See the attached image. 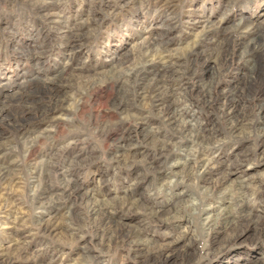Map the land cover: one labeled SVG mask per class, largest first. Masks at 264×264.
Here are the masks:
<instances>
[{
	"label": "rangeland",
	"instance_id": "1",
	"mask_svg": "<svg viewBox=\"0 0 264 264\" xmlns=\"http://www.w3.org/2000/svg\"><path fill=\"white\" fill-rule=\"evenodd\" d=\"M47 15H51L55 25L46 22ZM90 17L94 18L95 23L77 28L78 23H83ZM242 18L250 22L263 21L264 0H0V105H5L9 115L16 116L23 112L25 117H30L28 110L23 111L14 106L9 97L19 90H32L41 82L29 81V78H52L62 69L67 83L54 89L58 96L65 95L68 98L66 106L56 118L41 123L37 128L38 132L24 143L9 131L8 126L0 124L1 143L7 146L0 149V164L8 165L10 176L16 182L10 185L0 184V247L2 246L3 251L9 250V258L13 256L14 249L25 251L13 264H79L84 261L82 257L89 256H95V260L88 264H135L129 256L131 253L124 247L105 251L94 245L97 239L94 230L87 229L82 224L76 227V223L71 222L75 231L65 230L62 236L56 238L42 235L34 226V218L42 216L46 219L45 215L49 211H39L41 209L29 203L32 184L28 165H33V162L36 165H47L52 172L42 185L45 189L50 188V192L61 191V181L69 179L80 187L82 194L93 191L96 199L134 197L136 192L144 191L146 205L155 210L164 211L171 203H178L185 222L182 218L175 228L168 225L166 218L153 219L142 212H117L113 217L120 223L141 222V235L155 244L174 241V254L186 250L197 257L195 263L190 264H197L198 261V264H259L260 258L264 257V239L248 229H245V235L240 239L235 235L230 237L222 234L223 231L219 232L213 239L215 248L220 245V251L214 259L201 260L208 249L209 237L201 232L200 220L192 211L190 203L198 202L202 208L206 202L220 206L225 204L224 200H218L215 196L200 201V194L195 195L193 185L187 186V183L184 184L186 188L164 187L159 191L158 185L170 179L156 180V177L169 174V169L158 167L155 172L142 171L141 164L145 163L141 158L144 152L151 155L150 147L138 145L139 156L134 161L127 159L126 163H117L111 160L115 153L125 150L116 149L115 144L107 142L98 133L99 126L107 122L115 133H120L122 128L133 131L136 126L118 114L105 115L109 109L106 101L108 96L118 99L113 91L97 84L92 91L86 92L75 85L83 80L96 81L102 78V73L115 66L118 70V62L131 60L133 53L147 36L144 31H150L166 19L167 23L169 21L174 26L169 34H165L168 49L179 53L196 39L204 19L216 25L222 20L225 27H230ZM71 28L72 31L67 30ZM213 30L214 33L211 32L208 37L213 38L212 41L205 44L208 47L206 56L213 51L215 40L220 39L221 29ZM59 32H64L66 38L60 39ZM77 33L80 34L79 40L73 37ZM153 34H162V30H153L151 35L154 36ZM37 41L43 43V63L33 66L22 51L24 46H36ZM78 42L83 43L82 47L77 48ZM160 54L162 56L163 52ZM164 58L168 59V55H164ZM200 69L203 79L210 80L215 72L213 59L201 62ZM243 75L242 64L241 68L228 70L221 80L225 88L234 86L238 89L239 99H243L242 93H245ZM249 104L252 108L256 107L255 101ZM242 109L246 116V120L241 123L243 133L231 135L226 134L227 125L218 112L197 107L191 108L190 112L195 111L192 115L195 124L205 129V134L210 138L214 137L212 130L218 131L217 144L204 147L201 153L203 151L207 158L212 157L213 163L221 164L218 167L234 163L240 168L226 177L227 180L218 188L217 195H221L233 181L246 179L252 187L260 190L246 196L245 205L264 227V136L253 130L260 122L257 117L258 108L251 111L244 106ZM135 110L139 111L133 107L132 111ZM190 112L186 115L187 118L191 115ZM113 124H118V127ZM244 153L251 157L246 162L240 156ZM169 155L183 159L180 151H172ZM156 161L157 157H153L151 163ZM121 162L127 165H122ZM135 176L139 181L138 185L128 187ZM208 179L220 180L221 176L211 173ZM57 206L61 211L56 220L61 224L70 223L68 212L81 213L80 218H87L83 213V204H78L77 201L60 200ZM3 224L18 229L20 237H15L11 230L3 228ZM0 264H9L4 252Z\"/></svg>",
	"mask_w": 264,
	"mask_h": 264
},
{
	"label": "bare ground",
	"instance_id": "2",
	"mask_svg": "<svg viewBox=\"0 0 264 264\" xmlns=\"http://www.w3.org/2000/svg\"><path fill=\"white\" fill-rule=\"evenodd\" d=\"M45 18L49 25L55 23L51 19V15H47ZM163 22L150 31H144L147 36L133 53L131 60L118 62V70L115 69L117 68L115 66L102 73V78L96 81H94L95 79L93 81L83 80L75 85L78 89L86 92L92 91L97 84L101 88L113 91L115 98L118 99L108 96L106 101L109 109L105 115L118 114L136 126L133 131L122 128L120 133H115L111 127H108L107 122L101 127L99 126L98 133L107 142L115 144L116 149L125 150V152L115 153L111 160L117 163L119 161L126 163L127 159L134 161L139 156L138 145L150 147L151 155L144 152V156L141 158V161L145 163V165L141 164L142 171L155 172L158 167L169 169V174L156 177V180L170 179L167 182L162 181L158 185L159 191H162L164 187H183L187 183V186L193 185L196 191L195 195L200 194L198 197L200 201L215 198V196L218 200H224L225 204L220 206L206 202L202 208L198 202L190 203L192 211L200 220L201 232L209 237L208 249L201 258V260L208 261L214 259L221 249L220 245L215 248V240L213 239L219 232L223 231L222 234L226 236L235 235L237 239H240L245 235V229H248L264 239L263 224L258 221L259 219H256L257 217L254 218L251 215V211L245 205L246 196L250 193L253 194L254 191L257 193L260 189L252 187L246 179H240L233 181L221 195H217V190L226 177L240 168L234 163L218 167L221 164L213 163L212 157L211 159L207 158L203 151L201 153L204 147L217 144L218 131L212 130L214 137L210 138L209 135L205 134V129L195 124L192 116L195 111H190L191 108L196 109L197 107L211 110L210 112H218L227 125L226 134L231 135L243 133L241 123L246 120V116L242 108L244 106L249 107L251 111L258 108L257 117L260 122L253 130L255 133L264 136V20L258 23L242 18L232 23L230 27H225L222 20H219L216 25L214 22L204 19L201 30L196 34V39L186 45L179 53H173L168 49V40L165 38V34H169L174 26L169 21L167 23V19ZM88 23H95L94 18L90 17L85 22L78 23L77 28L80 29ZM159 29L162 30V34L154 35V33V36L151 35L153 30ZM213 29H221L220 39L215 40L213 53L210 52L206 56L208 47L205 44L212 41L213 38L209 39L208 37L211 32L214 33ZM67 30L72 31V28ZM58 34H60V39L66 38L64 32ZM69 36L71 38V35ZM73 37L79 40L80 34H73ZM43 38L45 37L43 36ZM35 43L36 46H24L22 52L33 63V66H38L43 63L42 54H44V50L42 48L43 43L38 41ZM82 45L83 43L78 42L77 48L82 47ZM161 52H163L162 56ZM68 53L70 52L68 51ZM164 55H168V59L164 58ZM210 58L213 59L215 72L210 80L205 81L201 73L200 63L207 62ZM242 64L244 66L245 90L243 89V91L245 93L241 91L244 95L243 99H239L238 89H235L234 86L225 88L221 84V80L228 70L234 67L241 68ZM62 70L56 72L57 74L52 78H29V81L40 80L41 82L39 85H35L32 90H19L15 94L12 93L11 97L7 95L12 98L11 102L14 106L23 111L28 110L30 117H25L23 112L16 116L9 115L5 105H0V124L8 126L9 131L23 143L38 132L37 128L41 126V123L54 120L59 111L66 106L68 98L65 95L58 96L54 89L63 83H67ZM181 79H183L182 82L177 84ZM64 92L66 93V91ZM251 101L256 102V107H250ZM133 107L139 111H132ZM188 112L191 115L187 118ZM151 118L154 119L151 120ZM29 122L35 124L30 125ZM115 127H118V124ZM175 137L177 139L173 140L172 138ZM190 146L194 147L190 148ZM1 147L7 146L1 143L0 139V149ZM172 151L183 153V159L169 155ZM159 156H162L161 159ZM240 156L244 158L242 159L244 162L251 158L246 153ZM153 157H157V161L152 164ZM34 163L28 165L32 184L29 203L41 209L39 211H49L45 215L46 219L41 216L38 219L34 218V222L32 221L42 235L56 238L62 236L65 230L75 231L74 225L71 223L75 222L76 227L82 224L81 226L94 230L97 238L94 245L98 248L109 251L115 247H124L131 253L129 256L135 264H190L197 258L190 255L186 250L180 254H174L176 251V247L173 245L174 241L156 244L150 242V239L140 233L141 222L120 223L118 219L113 217L117 212L119 214L133 213L134 211L135 213L142 212L153 219L156 217L166 218L165 221L168 225L175 228L183 218V212L179 210L178 206L180 205L178 203H171L164 211L155 210L146 205L144 191L136 192L134 197L96 199L93 191H86L82 194L80 187L74 185V182L69 179L61 181L63 187L61 191L50 192V188L45 189L42 185L45 184V180H48L52 172L47 165ZM114 166H119V164H114ZM10 173L11 170L8 165L0 164V184H16ZM211 173L220 175L221 179L211 181L208 179V175ZM136 178V176L133 178L128 187L138 185L139 181ZM69 199H72L73 202L77 201L78 204H83V213L87 217L86 219L79 217L81 213L68 212L70 223L61 224L56 220V216L61 211L57 202L60 200L67 202ZM3 228L11 230L17 238L21 235L17 233L18 229L14 226L4 225ZM1 247L0 258L4 252L8 256L9 264H13L25 252L23 249H14L13 256L9 258V250L3 251ZM82 258L84 261L79 264H88L95 260V256ZM259 264H264V257L260 258Z\"/></svg>",
	"mask_w": 264,
	"mask_h": 264
}]
</instances>
